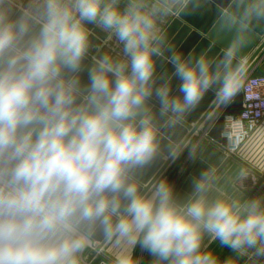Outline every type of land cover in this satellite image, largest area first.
I'll return each mask as SVG.
<instances>
[{"label": "clouds", "instance_id": "clouds-1", "mask_svg": "<svg viewBox=\"0 0 264 264\" xmlns=\"http://www.w3.org/2000/svg\"><path fill=\"white\" fill-rule=\"evenodd\" d=\"M187 2L0 0V264H85L101 245L121 250L115 264H139L137 245L151 264H219L205 235L264 258V199L212 196L215 169L183 196L166 178L143 183L161 122L209 90L229 102L241 77L233 56L264 21V0H240L223 17L236 33L223 59L173 52L158 76L159 25ZM95 29L114 55H91Z\"/></svg>", "mask_w": 264, "mask_h": 264}, {"label": "water", "instance_id": "water-1", "mask_svg": "<svg viewBox=\"0 0 264 264\" xmlns=\"http://www.w3.org/2000/svg\"><path fill=\"white\" fill-rule=\"evenodd\" d=\"M239 5L240 0H188L162 31L164 44L162 56L157 58V75L171 73L169 57L173 52L184 56H204L212 62L223 59L226 49L236 36L235 30L224 27L223 17L235 13ZM245 35V43L237 49L232 59L233 67L241 70L240 85L254 71L264 74V21H253ZM242 107V91L238 90L230 102L222 103L214 90H209L199 104L180 119L171 124L161 122V156L143 178L145 186L150 187L160 179L170 165L178 163L184 154L177 173L179 177L196 150L200 153L177 193L183 196L190 191L191 180L204 171L215 169L216 174L229 158L222 149L226 144V139L222 137L224 117L239 113ZM98 251L93 253L89 262Z\"/></svg>", "mask_w": 264, "mask_h": 264}, {"label": "crops", "instance_id": "crops-1", "mask_svg": "<svg viewBox=\"0 0 264 264\" xmlns=\"http://www.w3.org/2000/svg\"><path fill=\"white\" fill-rule=\"evenodd\" d=\"M177 12L178 10L173 9V12L163 19V21L159 25L161 32L164 30L170 20L177 15ZM253 73L257 72L254 71ZM262 127H264V124L262 125ZM262 127L259 128V130H261ZM199 153L200 151L196 150L192 154V157L188 161L185 169H183V171L180 173L179 177H177V173L183 162L184 154L180 156L181 158L179 157L180 159L178 163H176L175 165L174 163H172L170 165V167L164 172L161 178H166L171 184L174 185L176 191H178L182 183H179L180 177H185ZM228 157L229 158L226 163L215 174L217 177L215 187L216 189H219V191L214 190L211 195L217 196L220 194V192H223L224 195L239 199L241 201L254 198L264 199V156L236 155ZM247 170L260 177V182L258 183V185H251L250 183L248 184L249 180H246L243 183V176L241 174H244ZM181 181H183V178ZM138 247L139 245H137L131 252L133 258L136 254ZM101 250L97 253L101 252L100 255L108 259L110 258L114 262L113 264H115L116 256L121 251L120 249H116L111 246H103ZM203 250L211 252L212 255L217 258L219 264H224V262L228 260H231L233 264H264V258L250 259L248 256H238L236 253H233L230 249L221 246L218 241L211 240V238L207 235H205L203 240ZM93 253H91V256L88 254L85 255V262H87L92 257ZM142 253V260L140 264H151L152 258L146 252L143 251ZM140 257L138 262L140 261Z\"/></svg>", "mask_w": 264, "mask_h": 264}, {"label": "built area", "instance_id": "built-area-1", "mask_svg": "<svg viewBox=\"0 0 264 264\" xmlns=\"http://www.w3.org/2000/svg\"><path fill=\"white\" fill-rule=\"evenodd\" d=\"M239 90L243 93L241 111L224 117L222 137L226 139V144L222 149L227 156H236L264 124V74H249L241 83ZM242 176L243 183L249 180L248 184L258 185L260 182V177L248 170Z\"/></svg>", "mask_w": 264, "mask_h": 264}, {"label": "rangeland", "instance_id": "rangeland-1", "mask_svg": "<svg viewBox=\"0 0 264 264\" xmlns=\"http://www.w3.org/2000/svg\"><path fill=\"white\" fill-rule=\"evenodd\" d=\"M92 41V49H91V55L96 56V55H102L105 53L109 54H115V42L114 40H110L107 38V35L98 30H94V34L91 37ZM262 127V126H261ZM260 127V128H261ZM238 156H264V127H262L261 130L257 131L256 133L253 134V136L247 141L246 144L241 148L239 153L237 154ZM182 178L184 179L185 177L181 176L179 179V183H181ZM95 250H89L88 252L85 253L91 256V253H93ZM102 251V250H101ZM143 250L140 249V247L137 248L136 254L134 256V260L138 261L140 257L139 264L141 263L142 260V253ZM101 252L97 253L94 259H92L90 262L87 261L85 263L87 264H102L103 262L106 264H113L114 262L109 258H106L102 255H100ZM142 253V254H141ZM86 257V256H85Z\"/></svg>", "mask_w": 264, "mask_h": 264}]
</instances>
